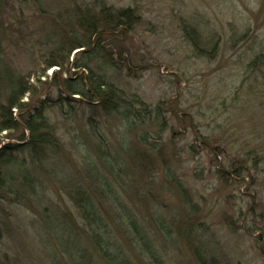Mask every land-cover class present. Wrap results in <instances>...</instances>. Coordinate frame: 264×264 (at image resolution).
I'll return each instance as SVG.
<instances>
[{
    "label": "rangeland",
    "instance_id": "374dc122",
    "mask_svg": "<svg viewBox=\"0 0 264 264\" xmlns=\"http://www.w3.org/2000/svg\"><path fill=\"white\" fill-rule=\"evenodd\" d=\"M103 1L118 9L136 8L138 17L135 28L120 39V45L129 50L124 58L133 65L132 69L118 67L121 73L118 78L113 76V80L127 93L151 105L161 100L166 105L165 114L171 128L164 133L160 155L153 156L149 163L157 179L151 193L155 198L150 203L141 201L142 184L131 180L140 164L131 160L132 137L124 131L119 136V123L102 119L100 126L103 139L113 144L111 162L92 159V164L86 163L87 155L83 151L90 149L92 142L83 130L89 129L86 124L89 112L86 106L72 103L75 108L65 106L63 112L55 109L54 114L48 111L63 145V171L54 173L57 179L53 178L51 183L49 179L44 181L48 201L75 218L77 209L73 208L66 192L76 182H68L69 176L79 174L81 181L88 183L95 194L103 193L101 181L96 178L100 175L96 169L93 172V166L100 167V163L102 166L123 165L128 181L124 187L126 196L122 198L130 213L148 229L164 264H264L257 241L261 236L264 244V235L258 231L251 235V227L243 219L248 207L255 206L264 226V181L260 185H251L249 179L240 180V184L225 182L219 177L223 156L217 157V163L212 164L210 150L207 151L201 138L217 135L218 125L231 137L233 134L248 137L246 132L250 127L264 129L261 125L264 120V68L250 73L242 67L260 48L264 49V0ZM92 2L94 0H0V24L7 27L6 37L0 39V106L5 102V82L16 75H35L41 71L43 58L50 50L45 44L48 36L53 35L58 24L72 23L76 19L75 8L83 10L87 4L92 7ZM184 23L190 28H199L203 39L214 37L219 49L214 59L195 55L183 38ZM248 29L246 43L244 40L237 42L239 35ZM191 36L197 40L194 33ZM254 38L252 46L256 51L251 52L246 48ZM54 72L58 73L56 82ZM80 72L75 74L72 69L70 76H79ZM60 77L59 68L48 70L43 78L48 81L47 89L34 104L41 99L53 102L58 98L62 90L57 84ZM174 102L179 103L183 112L194 116L192 127L197 131L183 128L179 123L178 116L184 117L183 112L173 116L169 107ZM245 121L246 128L240 126ZM7 141L1 140L2 144ZM191 147L196 149L194 155L188 152ZM240 148L239 141L237 149ZM166 166L172 168L174 177L187 191L191 206L184 200L186 193L174 192L173 184L165 188L168 181L162 175ZM78 198L82 200L83 195ZM85 206L86 212H92ZM105 206L110 212L114 211L111 202L99 207L103 210ZM50 213L54 217L46 227L45 239L38 237L37 228L28 222L27 234L17 231L13 241L5 240L4 245L15 264H82L79 257L90 259L85 253L92 252L85 229L72 219H64L56 210ZM114 227L111 228L115 232ZM128 250L122 261L127 258L131 264H157L145 256L135 260ZM133 250L136 253L143 248L135 246ZM94 259L99 262L97 257Z\"/></svg>",
    "mask_w": 264,
    "mask_h": 264
},
{
    "label": "trees",
    "instance_id": "16d2710c",
    "mask_svg": "<svg viewBox=\"0 0 264 264\" xmlns=\"http://www.w3.org/2000/svg\"><path fill=\"white\" fill-rule=\"evenodd\" d=\"M92 4V7L87 4L83 10L75 8L76 19L72 23L58 24L53 35L48 36L45 44L50 50L43 58L44 68L41 71L36 72L35 75H16L5 82V102L0 106V264H15V259L9 255L10 250L6 249L4 242L13 241L17 231L27 234L28 222L34 225L35 229L37 228L35 233L38 230V237L46 236V227L54 217L50 213L51 210L60 212L64 219H72L85 229L84 234L90 239L89 246L92 252H85L89 260L79 257L82 264H131L127 258L122 261L127 249L135 260L145 256L154 259L157 264H164L148 234V229H145L146 226L143 227L137 216L130 213L125 199L122 198L126 196L124 187L125 181H128L124 177L123 165L102 166L100 163V167L93 166V172L96 169L100 175L96 178L101 181L103 193L95 194L88 183L81 181L79 174L69 176L68 182L70 180L72 183L76 182L66 192L71 198L73 208L77 209L75 218H72L68 212L62 211L57 205L52 206L44 193V181L49 179L51 183L53 178L57 179L54 173H58L60 169L63 171L61 167L63 145L48 111L50 110V114L56 113L55 109L63 112L65 106L71 109L75 108L72 103H77L82 107L86 106L89 112L86 120L89 129L83 130L85 134L88 133L89 141L92 142L90 149L86 148L83 151L87 155L86 163L92 164V159H102V163L111 162L113 144L109 145L103 139L100 126L102 119L119 123V136L124 131L129 132L132 137L131 160L140 164L134 170L131 180L142 184L144 190L143 193L141 191V201L150 203L155 198L151 193L154 185H157L156 182L154 183L157 179L154 178L155 174H152V165L149 163L153 156L160 155L164 133L171 128L165 114L166 105L162 102L164 100L151 105L139 96L127 93L113 80L121 73L118 67L131 70L133 66L124 58L129 50L120 45V39L125 32L135 28L138 19L136 8L118 9L103 0H94ZM6 28L3 23L0 24V39L6 37ZM182 29L183 38L187 40L197 57L214 59L219 50L214 37H210L212 41L210 38L203 39L199 28H190L186 23L182 25ZM248 32L249 29L247 32L243 31L236 41L245 42ZM192 33L197 40L192 39ZM254 42L255 38L247 46L248 51H256V47L252 46ZM234 45L232 47H235ZM77 50L79 51L73 56ZM55 67L59 68L61 75L60 83H57L62 89L60 95L56 100H52L53 102L41 99L34 104L47 89L48 81L43 78L48 70ZM242 67L245 72H260L264 68V49L260 48L254 58L244 63ZM72 69L75 70V74L79 71L81 74L76 77L70 76ZM53 76L56 82L58 73L54 72ZM31 79H34V82ZM170 108L173 116L183 112L177 102L172 103ZM183 113L184 117L178 116L182 127L197 131L192 127L194 116ZM202 115L199 113L200 117ZM261 125L264 127V120ZM240 126L246 128V121ZM215 129L218 130L217 135L210 134L201 138L204 147L208 149L207 151L210 150L212 164L217 163V157L223 156L219 177L225 182L238 183L240 180L249 179L251 185H260L264 181V129L250 127L246 132L248 137L235 134L232 137L228 136L227 130L220 125ZM3 138L8 140L4 144L1 142ZM239 141L241 148L237 149ZM188 152L194 155L196 149L191 147ZM164 169L162 176L168 181L165 188L169 189L173 184L175 190H172L186 193L184 200L191 206V198H187V191L174 177L172 168L166 166ZM156 174L159 178L157 171ZM45 175L47 176L44 177ZM81 194L82 200L78 198ZM110 202L113 212H110L106 206L103 210L100 209L102 203L110 204ZM85 204L92 212L85 211L87 208ZM187 210L191 212L188 208ZM245 213L247 215L244 214L243 219L245 218V224L251 227L250 234L253 235L258 231L264 235L261 213L255 209V206L248 207ZM112 225L115 226V232L111 228ZM161 226L166 228L163 224ZM257 241L264 258L261 236ZM135 246L142 247L143 251L135 253L133 250Z\"/></svg>",
    "mask_w": 264,
    "mask_h": 264
}]
</instances>
